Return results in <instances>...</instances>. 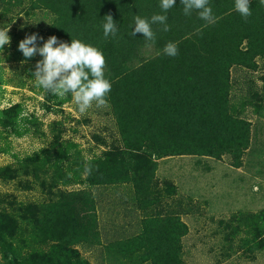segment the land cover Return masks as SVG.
<instances>
[{
  "label": "trees",
  "instance_id": "16d2710c",
  "mask_svg": "<svg viewBox=\"0 0 264 264\" xmlns=\"http://www.w3.org/2000/svg\"><path fill=\"white\" fill-rule=\"evenodd\" d=\"M22 1L9 3L19 6ZM159 4L160 0H32V9L55 15L50 33L57 43L80 40L99 49L105 58L104 76L111 83L107 100L123 147L86 162L85 182L91 186L132 183L141 202L147 195L154 197L150 189L160 158L198 155L221 159L228 155L234 167H242L251 144L252 122L235 103L239 93L234 71H257L258 59L264 58V5L259 0H250L252 15L247 20L235 10V0H208L212 23L200 19L196 11L186 16L181 0L166 13ZM153 14L166 15L170 30L164 32L163 25L152 24L154 42H146L140 33L130 35L134 17L150 21ZM106 15L116 24L115 37L103 35ZM169 42L178 48L175 57L163 52ZM70 98L68 94L64 102ZM12 107L3 113L16 119L22 105ZM0 122L10 123L6 116ZM65 155L59 153L57 165ZM46 161H51L49 156ZM151 211L143 210L147 219L140 234L114 240L105 251L130 261L125 264H187L182 250L187 224L172 212ZM12 222L14 232L16 221ZM22 224V232L34 231L40 245L36 253L23 255L15 242L5 240L14 264H71L70 256H80L76 245L101 244L92 190L61 191L56 199L36 206ZM251 229L252 236L243 229V245H251L261 233L254 225ZM239 230L234 228L232 234ZM79 263L91 264L83 259Z\"/></svg>",
  "mask_w": 264,
  "mask_h": 264
},
{
  "label": "rangeland",
  "instance_id": "374dc122",
  "mask_svg": "<svg viewBox=\"0 0 264 264\" xmlns=\"http://www.w3.org/2000/svg\"><path fill=\"white\" fill-rule=\"evenodd\" d=\"M54 21L49 10L32 9V0H23L19 6L0 0V30L8 28L10 37V44L0 49V118L6 116L10 122H0V264H14L5 240L15 242L23 255L39 250L35 232H22V220H28L36 206L56 199L61 191L81 189L92 190L97 201L101 244L76 245L80 256H70L71 264H83L81 259L91 264L130 263L113 258L105 247L138 235L143 220L136 187L132 183L91 186L83 171L89 160L123 147L110 103L103 108L93 103L81 114L72 97L64 102L68 95L60 98L36 86L32 72L41 60L39 53L21 64L25 58L18 50L19 42L36 34V44L42 46L53 36ZM258 61L257 71H234L239 93L235 103L252 122L251 144L242 167H234L228 155L221 159L163 157L158 159L150 189L154 197L143 199L155 202L152 213L172 212L187 224L182 248L187 264H264V58ZM17 104L22 110L16 119L3 113ZM17 131L24 134L19 136ZM60 152L66 155L57 165ZM48 156L51 161L47 162ZM12 220L16 221L14 232ZM253 225L261 233L251 245H243V229L252 236ZM236 227L240 230L233 235Z\"/></svg>",
  "mask_w": 264,
  "mask_h": 264
},
{
  "label": "clouds",
  "instance_id": "9594fccd",
  "mask_svg": "<svg viewBox=\"0 0 264 264\" xmlns=\"http://www.w3.org/2000/svg\"><path fill=\"white\" fill-rule=\"evenodd\" d=\"M175 3L176 0H160L159 7L166 13ZM259 3L264 5V0H259ZM181 4L186 16H190L193 11H196L200 19L209 23L214 22L212 8L208 6V0H181ZM234 7L245 20L252 15L250 0H235ZM166 20L167 16L163 14H153L150 21L136 16L130 35L136 36L137 33H140L146 42H154L156 36L151 25H163L161 30L167 32L170 29ZM102 27L105 38L115 37L117 27L111 15L105 16ZM36 40V34H32L22 39L18 45V50L25 58L21 64L27 62L37 53L42 57L36 62L35 71L32 72L36 86L60 98L71 94L72 101L81 114L86 113L93 103L97 108L107 106V95L110 93L111 83L104 76L106 62L99 49L74 39L70 44L57 43L56 36H50L39 47ZM7 44H10L8 28L0 30V49H3ZM163 52L167 56L175 57L178 55V48L174 43L169 42L165 45Z\"/></svg>",
  "mask_w": 264,
  "mask_h": 264
},
{
  "label": "crops",
  "instance_id": "0c3cea01",
  "mask_svg": "<svg viewBox=\"0 0 264 264\" xmlns=\"http://www.w3.org/2000/svg\"><path fill=\"white\" fill-rule=\"evenodd\" d=\"M131 188H126V191H129ZM150 203L152 204V205H150ZM155 202H152L151 200H150V202H148V203H144V202H141V206L139 207L140 208V210H141V217H142V219L141 220H146L147 218H146V216H145V214L143 213V210H144V208L147 210V211H149V210H152L153 208H154V205H156V204H154ZM143 208V209H142ZM165 213H167V212H165ZM142 229V230H141ZM138 234H140L142 231H143V224H142V221H140V223L138 224ZM125 239V238H124Z\"/></svg>",
  "mask_w": 264,
  "mask_h": 264
}]
</instances>
